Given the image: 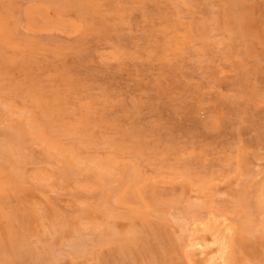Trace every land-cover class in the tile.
<instances>
[{"label": "rangeland", "instance_id": "rangeland-1", "mask_svg": "<svg viewBox=\"0 0 264 264\" xmlns=\"http://www.w3.org/2000/svg\"><path fill=\"white\" fill-rule=\"evenodd\" d=\"M206 262L264 264V0H0V264Z\"/></svg>", "mask_w": 264, "mask_h": 264}, {"label": "bare ground", "instance_id": "bare-ground-1", "mask_svg": "<svg viewBox=\"0 0 264 264\" xmlns=\"http://www.w3.org/2000/svg\"><path fill=\"white\" fill-rule=\"evenodd\" d=\"M33 3H34V2H33ZM42 4H43V3H42ZM47 7H48V6H47ZM51 12H52V11H51ZM52 13H53V12H52ZM54 17H56V16H54ZM58 17H59V16H58ZM56 18H57V17H56ZM18 30H19V29H18ZM258 34H259V33H258ZM262 35H263V34H262ZM261 40H262V39H261ZM203 48H204V47H203ZM39 80H40V79H39ZM42 81H43V80H42ZM53 87H54V86H53ZM98 171H99V170H98ZM237 205H238V204H237ZM155 210H156V209H155ZM194 210H195V209H194ZM187 211H188V210H187ZM196 211H197V210H196ZM190 212H191V210H190ZM201 212H203V211H201ZM224 212H225V211H224ZM153 213H154V212H153ZM206 213H207V212H206ZM211 213H212V212H211ZM149 214H150V212H149ZM154 214H155V213H154ZM227 214H228V212H227ZM198 215H199V214H198ZM147 216L150 217L151 215H147ZM159 216H160V215H159ZM156 217H157V216H156ZM160 217H161V216H160ZM184 217H186V216H184ZM186 218H187V217H186ZM193 218H194V217H193ZM152 219H153V218H152ZM158 219H159V218H158ZM158 219H157V221H158ZM160 219H161V218H160ZM199 219H200V218H199ZM252 219H253V217H252ZM252 219H251V220H252ZM162 220H163V219H162ZM172 220H173V219H172ZM235 220H236V219H235ZM238 220H239V219H238ZM245 223H246V222H245ZM257 231H258V230H257ZM223 232H224V231H223ZM107 243H108V242H107ZM202 243H203V242H202ZM209 243H210V242H209ZM209 243H208V244H209ZM203 244H204V243H203ZM212 244H213V242H212ZM219 244L222 245V242L219 243ZM219 244H218L219 247H217L218 249H216V250H217V251H216L217 253H218V251L220 250V247H221ZM209 245H210V244H209ZM192 246H193V245H192ZM190 247H191V246H190ZM195 247H196V246H195ZM205 247H206V246H205ZM207 247H208V246H207ZM221 248H222V247H221ZM193 249H194V248H193ZM204 249H205V248H204ZM201 251H202V250H201ZM201 251L198 250V252H200V256H202V255H201ZM220 251H221V250H220ZM221 252H222V251H221ZM224 252H225V251H223V253H224ZM217 253H216V254H217ZM216 254H215V256H217ZM224 255H225V254H224ZM82 256H83V255H82ZM220 256H221V254H220ZM220 256H219V258H220ZM222 256H223V255H222ZM81 258H82V257H81ZM212 259H213V257H211V260H212ZM80 260H81V259H80ZM211 260H210V261H211ZM213 260H214V259H213ZM213 260H212V261H213ZM208 261H209V260H208ZM201 263H202V262H201ZM207 263H209V262H206V264H207ZM211 263H213V262H211ZM211 263H210V264H211ZM215 263H216V262H215Z\"/></svg>", "mask_w": 264, "mask_h": 264}]
</instances>
